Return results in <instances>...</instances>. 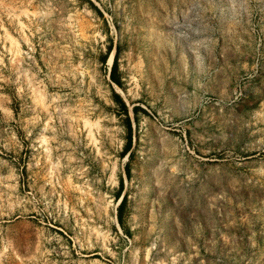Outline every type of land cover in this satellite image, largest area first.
<instances>
[{"label": "rangeland", "instance_id": "374dc122", "mask_svg": "<svg viewBox=\"0 0 264 264\" xmlns=\"http://www.w3.org/2000/svg\"><path fill=\"white\" fill-rule=\"evenodd\" d=\"M0 264H264V0H0Z\"/></svg>", "mask_w": 264, "mask_h": 264}, {"label": "trees", "instance_id": "16d2710c", "mask_svg": "<svg viewBox=\"0 0 264 264\" xmlns=\"http://www.w3.org/2000/svg\"><path fill=\"white\" fill-rule=\"evenodd\" d=\"M109 77L114 83L121 86L122 81H121L120 76L117 73V57H116V55L113 56L112 62L110 64ZM112 97L115 100V102L122 108V111L125 114L124 125H125L127 135H126V142H125V145H124V148L122 151V155L127 154L129 156L131 154L130 147L132 144V119L128 113V106H127L125 100L122 98V96L117 91L113 90ZM132 110L134 112L133 117L136 118L137 106L133 105ZM126 172L129 173L128 167L126 168ZM121 186H122V181L120 180V187H119L120 189H121ZM125 201H126V192H123L121 195V198L118 201L117 206H116V208H117L116 218L120 224H122V209H123V206L125 204Z\"/></svg>", "mask_w": 264, "mask_h": 264}, {"label": "bare ground", "instance_id": "6f19581e", "mask_svg": "<svg viewBox=\"0 0 264 264\" xmlns=\"http://www.w3.org/2000/svg\"><path fill=\"white\" fill-rule=\"evenodd\" d=\"M112 59H113V56H111V57H110L109 63H111V62H112Z\"/></svg>", "mask_w": 264, "mask_h": 264}, {"label": "water", "instance_id": "95a60500", "mask_svg": "<svg viewBox=\"0 0 264 264\" xmlns=\"http://www.w3.org/2000/svg\"><path fill=\"white\" fill-rule=\"evenodd\" d=\"M122 195V194H121ZM121 196L119 197L118 201L120 200Z\"/></svg>", "mask_w": 264, "mask_h": 264}, {"label": "built area", "instance_id": "2783aa9c", "mask_svg": "<svg viewBox=\"0 0 264 264\" xmlns=\"http://www.w3.org/2000/svg\"><path fill=\"white\" fill-rule=\"evenodd\" d=\"M111 64V63H110ZM110 64H109V66H110Z\"/></svg>", "mask_w": 264, "mask_h": 264}]
</instances>
